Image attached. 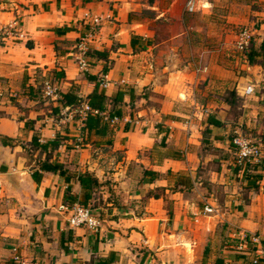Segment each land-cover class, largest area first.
Returning <instances> with one entry per match:
<instances>
[{
  "label": "crops",
  "instance_id": "1",
  "mask_svg": "<svg viewBox=\"0 0 264 264\" xmlns=\"http://www.w3.org/2000/svg\"><path fill=\"white\" fill-rule=\"evenodd\" d=\"M259 1L250 44L263 51L249 61L223 60L222 34L206 22L239 0L192 10L187 0H0V24L17 19L24 33L0 44V264L264 263ZM93 16L101 24L82 52ZM91 92L105 95L103 109L86 102ZM87 114L98 123L85 126ZM239 131L260 141L258 162L236 164ZM108 183L92 205L100 226L71 227L59 206L90 205ZM238 229L260 247L237 249Z\"/></svg>",
  "mask_w": 264,
  "mask_h": 264
},
{
  "label": "built area",
  "instance_id": "2",
  "mask_svg": "<svg viewBox=\"0 0 264 264\" xmlns=\"http://www.w3.org/2000/svg\"><path fill=\"white\" fill-rule=\"evenodd\" d=\"M194 0H187V9L192 10ZM102 18L100 16H93L88 23L87 28L83 34L79 37L78 45L81 47V51L84 52L88 48V42L93 40L98 29L100 27ZM252 30L242 27L236 34V48L242 52L245 56L247 47L250 44L252 38ZM24 37L21 26L18 24L17 19H12L7 23L0 24V44L6 45L8 41L21 40ZM87 63L83 57L79 58V67H86ZM252 91L251 86H247L244 89V93H250ZM43 94L45 96H51L53 94V88L49 83H44ZM88 111H92L87 104H83L79 109L82 115H85ZM232 145L235 148V162L239 166L243 167L247 163L258 162L262 158V145L259 140L253 136L246 135L242 132L234 133L231 138ZM59 208L62 211L68 212L67 222L71 227H85L87 229L95 230L100 226L101 219L99 213L93 209L89 204L74 203L72 205H60ZM203 211L205 213H214L215 209L211 205H204ZM233 237L238 240L236 247L239 250H243L249 245L255 250L256 247H260V239L257 234L249 231L238 229L234 232ZM247 264H264L262 259L256 254L253 255Z\"/></svg>",
  "mask_w": 264,
  "mask_h": 264
},
{
  "label": "rangeland",
  "instance_id": "3",
  "mask_svg": "<svg viewBox=\"0 0 264 264\" xmlns=\"http://www.w3.org/2000/svg\"><path fill=\"white\" fill-rule=\"evenodd\" d=\"M240 2H242V4L238 7V5H231V4H219L216 6L215 11H213V13H211V16L214 17V21H211L210 19H205L206 22H212L215 24V29L219 30L221 35L220 38V45H223V49L225 50V52H221V54H223L224 57H222L223 60L225 59H231V56H234V58H241L243 56L242 52H240L237 48H236V39H235V35L237 34V31L242 28H248L251 29L253 27H257L259 24V21L257 19V14L255 13L256 10H261L263 9V5L260 3L259 0H249L248 4H245L244 2H246L247 0H239ZM234 9V12L236 10V14H240L241 17L239 16V19L236 20H229L228 19V12L229 9ZM228 53V54H225ZM222 56V55H221ZM222 90H224V92H230L231 90H229V88L224 87V89L222 88ZM234 134V133H233ZM109 182V180H108ZM110 183H108V185H104L103 187H101L102 192L99 193H95V202H90V206L93 205V203H98V198L100 199L101 202V196L106 194V191L108 188H110L109 186ZM102 193V194H101Z\"/></svg>",
  "mask_w": 264,
  "mask_h": 264
},
{
  "label": "trees",
  "instance_id": "4",
  "mask_svg": "<svg viewBox=\"0 0 264 264\" xmlns=\"http://www.w3.org/2000/svg\"><path fill=\"white\" fill-rule=\"evenodd\" d=\"M262 51H263L262 45H261V47L259 49H256V48H253L251 46V44H249V46L247 47L245 56L247 57V59L249 61H252L253 60V57L259 56ZM69 94L70 93H65L63 95V98L66 99V96L68 97ZM117 96H118V94H117ZM105 98H106L105 95L102 94V93L91 92V93H89L87 95L86 102L89 105H91L92 107H97L98 109H103L104 108L103 101L105 100ZM97 121H98V118L96 116H92V115L87 114L86 119H85V126L91 127L94 124H97L98 123ZM51 166L52 167H56V165H51ZM51 166H49V168H51ZM83 175H86V174H83ZM83 175H80L79 176V181H80V183L82 185H85L86 180L84 179V176ZM247 263H248V261L245 264H247Z\"/></svg>",
  "mask_w": 264,
  "mask_h": 264
}]
</instances>
